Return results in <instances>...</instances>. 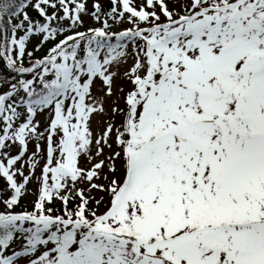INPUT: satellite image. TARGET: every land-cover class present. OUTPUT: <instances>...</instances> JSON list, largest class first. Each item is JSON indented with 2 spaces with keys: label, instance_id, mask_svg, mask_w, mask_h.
Returning a JSON list of instances; mask_svg holds the SVG:
<instances>
[{
  "label": "snow or ice",
  "instance_id": "6c2138e0",
  "mask_svg": "<svg viewBox=\"0 0 264 264\" xmlns=\"http://www.w3.org/2000/svg\"><path fill=\"white\" fill-rule=\"evenodd\" d=\"M0 264H264V0H0Z\"/></svg>",
  "mask_w": 264,
  "mask_h": 264
},
{
  "label": "rangeland",
  "instance_id": "374dc122",
  "mask_svg": "<svg viewBox=\"0 0 264 264\" xmlns=\"http://www.w3.org/2000/svg\"><path fill=\"white\" fill-rule=\"evenodd\" d=\"M109 2V0H101V3H103V4H106V3H108ZM91 4H92V0H88V6L89 7H91ZM85 22H86V24H91L92 23V21H91V19L89 18V17H85ZM129 62H131V61H129ZM117 83H120V81H117ZM126 87H127V85H125ZM37 119H39L40 121H41V125L43 126V117H37ZM99 119H101L100 117H97V118H95L94 120H93V129L95 130V127H96V123H97V121L99 120ZM34 149H33V146L30 144L29 145V153H31V151H33ZM11 151H12V153L13 154H15L16 153V148H15V146H13L12 147V149H11ZM41 163H43V161H41ZM37 172H39V169H37ZM30 187H34V185H31ZM27 201H29V200H31V199H33V197L31 196V195H28L26 198H25Z\"/></svg>",
  "mask_w": 264,
  "mask_h": 264
},
{
  "label": "trees",
  "instance_id": "16d2710c",
  "mask_svg": "<svg viewBox=\"0 0 264 264\" xmlns=\"http://www.w3.org/2000/svg\"><path fill=\"white\" fill-rule=\"evenodd\" d=\"M29 14L30 15H34L35 13L31 10V9H29ZM35 16V15H34ZM41 53H37L36 55H40ZM32 200V199H31ZM31 200H29V201H27L26 199L24 200V201H22V203H24V204H28Z\"/></svg>",
  "mask_w": 264,
  "mask_h": 264
}]
</instances>
